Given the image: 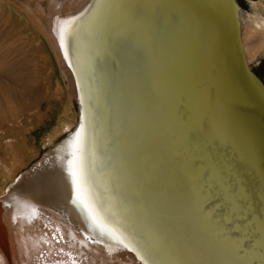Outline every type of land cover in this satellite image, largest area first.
<instances>
[{
	"label": "bare ground",
	"instance_id": "6f19581e",
	"mask_svg": "<svg viewBox=\"0 0 264 264\" xmlns=\"http://www.w3.org/2000/svg\"><path fill=\"white\" fill-rule=\"evenodd\" d=\"M144 6L145 0H0V179L11 178L0 192V264H146L144 242L155 264H236L233 239L201 177L186 190L197 195L198 210L171 189L163 159L186 156V147L174 127L164 131L150 118L154 30L144 25ZM73 17L62 47L58 21ZM240 21L253 69L264 56V0H251ZM74 76L81 119L78 109L51 157L27 168L37 131L73 97L78 103ZM169 90L176 107L181 91ZM77 132L87 185L128 248L101 234L73 202L66 162Z\"/></svg>",
	"mask_w": 264,
	"mask_h": 264
},
{
	"label": "water",
	"instance_id": "95a60500",
	"mask_svg": "<svg viewBox=\"0 0 264 264\" xmlns=\"http://www.w3.org/2000/svg\"><path fill=\"white\" fill-rule=\"evenodd\" d=\"M145 3L144 25L154 30L150 45L153 63L148 69L153 90L150 118L153 122L158 120L156 124L164 131L166 126L174 127L186 147V156L163 159L171 189L187 199V205L200 208L192 199H197V195L191 196L186 190L187 184L193 187L200 176V171L192 167L193 160H204L208 153L206 145L210 144L226 178L230 176L239 183L247 197V206L237 209L236 219L224 218L216 209L221 225L233 239L235 263L264 264V83L250 67L244 52L242 9L237 0ZM162 8L165 10L161 25ZM74 83L81 119L76 78ZM145 83L149 80L143 83L148 87ZM169 87L181 91L176 107ZM154 141L159 143L160 139ZM163 157L159 150L158 158ZM208 196L215 207L220 206L219 200Z\"/></svg>",
	"mask_w": 264,
	"mask_h": 264
},
{
	"label": "snow or ice",
	"instance_id": "6c2138e0",
	"mask_svg": "<svg viewBox=\"0 0 264 264\" xmlns=\"http://www.w3.org/2000/svg\"><path fill=\"white\" fill-rule=\"evenodd\" d=\"M75 19L77 18L73 17L58 21L62 47L66 31L73 25ZM81 143V133L77 132L68 144L70 159L67 160L66 164L67 173L72 184L73 202L77 203L86 212L93 225L100 229L101 234L110 235L118 244H123L125 248H128V237L124 235L121 229L111 225V221L107 219L103 208L96 203L91 194L83 171ZM206 148L208 153L205 159L193 160L192 167L200 171V177L208 190V194L220 201V206L217 208L218 214L224 218L232 216L233 219H236L237 209L247 206V197L241 191L239 183L233 181L230 176L226 178L225 170L211 153V145H206ZM32 211L35 214V209ZM262 220H264V217H262ZM228 226L230 227L231 223ZM141 247L143 248V258L146 264H155L152 260L151 246L144 242ZM261 257L264 259V248L261 249Z\"/></svg>",
	"mask_w": 264,
	"mask_h": 264
},
{
	"label": "rangeland",
	"instance_id": "374dc122",
	"mask_svg": "<svg viewBox=\"0 0 264 264\" xmlns=\"http://www.w3.org/2000/svg\"><path fill=\"white\" fill-rule=\"evenodd\" d=\"M237 1L239 2L240 6L244 12L250 11V1L251 0H237ZM253 1H257V0H253ZM250 41H251V39H250ZM249 53L251 55L252 50H250ZM252 66H253V70L256 72V74L262 79V81H264V56L262 58H260L257 62L253 63ZM60 70H61V67H60ZM65 72L66 71H64V74H65ZM63 77H64V79H65V77L67 78V74H66V76H63ZM72 102H73V105L72 106H70V105L66 106L65 107L66 109L64 108V106L60 107V110L57 113L56 119L50 125V127L42 128V129L37 131V133H39V134L36 136V140L33 144L34 149H33L32 153H30L28 156L26 155V159L29 158V156H30V160L32 161L30 164L27 165V168L30 167L32 164L35 168V167L39 166L41 161H44L45 159H49V157H51L49 152L51 150H53L56 147V145H58L61 141L66 139L67 136L70 134V130H69L70 127L69 126L72 125V128H74V125H75V124L73 125L71 123V120H73L74 118L76 119L77 112H78V107H76L78 103H77V100L75 97L72 98ZM63 113H65V114L61 115ZM74 114H76V115H74ZM67 127H69V128L67 129ZM51 132H52L51 137L47 138V135L50 134ZM48 164L49 165H47L46 168H48L49 170L52 169L51 168L52 165H51L50 161H48ZM22 167H24V166H22ZM10 179H11L10 177H6L5 179H0V192H3L4 183L9 181Z\"/></svg>",
	"mask_w": 264,
	"mask_h": 264
}]
</instances>
